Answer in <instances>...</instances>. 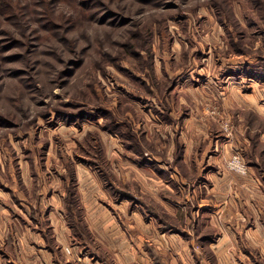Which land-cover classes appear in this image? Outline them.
Wrapping results in <instances>:
<instances>
[{
  "label": "rangeland",
  "instance_id": "obj_1",
  "mask_svg": "<svg viewBox=\"0 0 264 264\" xmlns=\"http://www.w3.org/2000/svg\"><path fill=\"white\" fill-rule=\"evenodd\" d=\"M255 182L264 0H0L1 222L93 243L100 204L147 237Z\"/></svg>",
  "mask_w": 264,
  "mask_h": 264
},
{
  "label": "crops",
  "instance_id": "obj_2",
  "mask_svg": "<svg viewBox=\"0 0 264 264\" xmlns=\"http://www.w3.org/2000/svg\"><path fill=\"white\" fill-rule=\"evenodd\" d=\"M251 184L254 193L215 189L212 204H188L175 212L167 209L181 221L159 220L155 228L160 231L147 237L131 226L148 228L156 222H130L128 227L123 220L104 223L108 207L100 204L91 205L89 211L94 217L90 223L96 234L93 243L72 242L65 224L53 220L52 210L46 230L24 218L19 225L0 221V264H66L70 260L87 264H264L263 190L259 183ZM220 194L222 202L217 204L214 198ZM8 207L15 212L14 207ZM170 226L181 230L168 234L165 231ZM50 228L48 238L45 234Z\"/></svg>",
  "mask_w": 264,
  "mask_h": 264
},
{
  "label": "clouds",
  "instance_id": "obj_3",
  "mask_svg": "<svg viewBox=\"0 0 264 264\" xmlns=\"http://www.w3.org/2000/svg\"><path fill=\"white\" fill-rule=\"evenodd\" d=\"M235 168L240 174H243L245 171L243 165H241V164L235 165Z\"/></svg>",
  "mask_w": 264,
  "mask_h": 264
},
{
  "label": "built area",
  "instance_id": "obj_4",
  "mask_svg": "<svg viewBox=\"0 0 264 264\" xmlns=\"http://www.w3.org/2000/svg\"><path fill=\"white\" fill-rule=\"evenodd\" d=\"M68 252H69V250H67ZM69 264H85V263H83V262H78V261H72V262H70Z\"/></svg>",
  "mask_w": 264,
  "mask_h": 264
},
{
  "label": "trees",
  "instance_id": "obj_5",
  "mask_svg": "<svg viewBox=\"0 0 264 264\" xmlns=\"http://www.w3.org/2000/svg\"><path fill=\"white\" fill-rule=\"evenodd\" d=\"M73 260H70L69 262H67L66 264H68V263H70V262H72Z\"/></svg>",
  "mask_w": 264,
  "mask_h": 264
}]
</instances>
